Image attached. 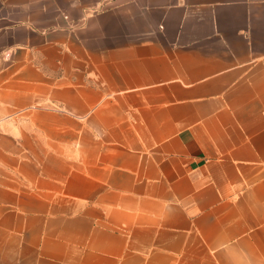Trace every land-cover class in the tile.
I'll return each mask as SVG.
<instances>
[{
  "label": "crops",
  "instance_id": "crops-1",
  "mask_svg": "<svg viewBox=\"0 0 264 264\" xmlns=\"http://www.w3.org/2000/svg\"><path fill=\"white\" fill-rule=\"evenodd\" d=\"M0 264H264V0H0Z\"/></svg>",
  "mask_w": 264,
  "mask_h": 264
}]
</instances>
